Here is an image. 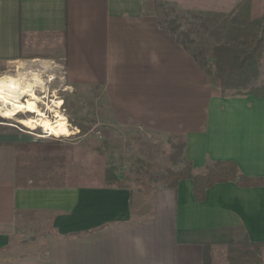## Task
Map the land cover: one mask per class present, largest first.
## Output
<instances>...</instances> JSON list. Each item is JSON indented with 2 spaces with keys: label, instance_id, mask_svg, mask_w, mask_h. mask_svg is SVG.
<instances>
[{
  "label": "crops",
  "instance_id": "1",
  "mask_svg": "<svg viewBox=\"0 0 264 264\" xmlns=\"http://www.w3.org/2000/svg\"><path fill=\"white\" fill-rule=\"evenodd\" d=\"M146 1L0 0V65H56L70 84L100 88L117 124L184 136L195 172L230 161L261 184L216 183L202 201L191 180L146 194L34 185L18 182L17 147L0 139V264H203L206 251L227 264L228 243L264 242V92L215 95ZM247 2L264 14V0Z\"/></svg>",
  "mask_w": 264,
  "mask_h": 264
},
{
  "label": "trees",
  "instance_id": "2",
  "mask_svg": "<svg viewBox=\"0 0 264 264\" xmlns=\"http://www.w3.org/2000/svg\"><path fill=\"white\" fill-rule=\"evenodd\" d=\"M187 1L190 6L186 12L177 15L174 10L159 12L161 5L158 0H148L143 5V14L154 16L158 27L173 36L176 43L190 55L204 73L215 95L230 97L264 92V14L252 18L247 0H241L228 8L220 5L226 0H221L217 5L212 4L213 0H205L204 8L194 7L197 0ZM154 135L157 136L154 144L139 138L134 144L137 150H126L136 154L131 161L124 160L120 151L115 155V150L110 149L107 140H104L93 147L98 155L106 156L104 166L94 175L101 184L87 183L90 174L82 170L83 172L72 177L77 183L66 185L121 187L129 189L133 194V190L123 182L126 175L133 173L141 184V193L176 188L179 181L191 180L194 198L202 201L206 189L216 183L233 182L240 187L261 184L260 179L245 176L230 161L209 162L201 172H195L192 162L186 157L184 136L166 133ZM53 143L57 144L59 141L55 139ZM35 144L47 145L31 142L13 145L25 147L26 155L32 159V164L27 169L36 171L40 170L38 159L40 156L44 157L46 151L35 148ZM29 147L34 150L26 149ZM147 147L152 148L151 152L160 151L165 157L163 164L155 171L148 160L144 159V152L148 151L144 149ZM52 160L53 158L43 166L46 172H39L37 178H41L37 181L54 177ZM47 172L50 175H46ZM68 178L71 179L69 175ZM147 180L151 184H147ZM37 183L39 182H33L34 185ZM223 259L227 264H264V242H253L245 237L240 242L228 243ZM203 264H210L207 251L204 253Z\"/></svg>",
  "mask_w": 264,
  "mask_h": 264
},
{
  "label": "rangeland",
  "instance_id": "3",
  "mask_svg": "<svg viewBox=\"0 0 264 264\" xmlns=\"http://www.w3.org/2000/svg\"><path fill=\"white\" fill-rule=\"evenodd\" d=\"M158 2L161 5L159 12L161 10H174L177 15H181L187 9L186 1L183 0H158ZM23 63L0 65V76H14L24 83V81L33 78L34 75H38L44 88H38L36 93L46 104L50 103L51 110H55L54 112L48 111L47 115L56 119L58 111L66 118V121L62 133L55 136L50 135L35 124L28 128L20 123L21 119L35 117L34 112L30 110L21 109V112L13 118L4 117V113L0 110V139L11 140L14 143L47 144H35V148L46 151L44 157L40 156L41 158L38 159L40 170L36 171L31 168L27 169V166L32 164V159L26 155L25 147L17 146L18 182H24L27 179L32 183L35 181L45 185L72 184L77 183V180L72 177L80 171L86 170L90 174L87 183L101 184V181L94 175L104 166L106 156L98 155L93 150L94 146L107 140L109 148L115 150V155L120 151L124 160L130 159L131 161L132 156L136 154L126 150L128 148L137 150L134 146L137 139L144 138L150 144L155 143L157 136L154 133L130 125L117 124L110 115L100 88L70 84L62 68L56 65L42 62ZM27 100L28 98H24V103ZM31 109L43 110L45 105H33ZM55 139L59 143L54 144ZM151 149V147L144 149L148 150L144 152V159L148 160L155 171L157 167L163 164L165 157L160 154V151L151 152ZM31 150L34 149L31 148ZM49 158H53L51 165H53V171L55 170L54 177L50 180L42 178L41 181H37L41 178L40 176L37 178V175L44 171L43 166L50 160ZM47 174L50 175L49 172ZM68 175L71 179L68 178ZM123 182L132 190L139 191L142 189L140 182L136 180V175L133 173L126 175ZM146 182L151 184L148 180Z\"/></svg>",
  "mask_w": 264,
  "mask_h": 264
},
{
  "label": "bare ground",
  "instance_id": "4",
  "mask_svg": "<svg viewBox=\"0 0 264 264\" xmlns=\"http://www.w3.org/2000/svg\"><path fill=\"white\" fill-rule=\"evenodd\" d=\"M42 84L43 82L38 75H34L33 78L26 82L24 81V83L14 76H0V110L6 118H13L21 112V109L30 110L34 112L35 117L21 119L20 123L22 125L29 128L35 124L50 135L59 136L63 131L66 118L58 111L56 119H52L47 115V112L51 110L50 103L46 104L36 93L38 88L43 87ZM24 98H28L25 103L23 101ZM37 104L45 105V109L32 110L31 106ZM57 104L59 105V103ZM51 111L54 112L55 110Z\"/></svg>",
  "mask_w": 264,
  "mask_h": 264
}]
</instances>
